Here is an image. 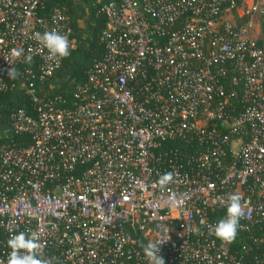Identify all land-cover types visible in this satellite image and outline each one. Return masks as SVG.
Masks as SVG:
<instances>
[{"label":"built area","instance_id":"2783aa9c","mask_svg":"<svg viewBox=\"0 0 264 264\" xmlns=\"http://www.w3.org/2000/svg\"><path fill=\"white\" fill-rule=\"evenodd\" d=\"M46 1L0 0V94L27 97L32 112L0 124V261L12 234L37 231L50 264H148L149 240L165 264H264L209 234L234 192L247 201L239 231L264 221V0H95L104 54L69 108L44 87L62 60L33 38L69 37L63 10L37 13ZM29 54L34 71L10 79ZM169 141L190 151L159 150Z\"/></svg>","mask_w":264,"mask_h":264},{"label":"trees","instance_id":"16d2710c","mask_svg":"<svg viewBox=\"0 0 264 264\" xmlns=\"http://www.w3.org/2000/svg\"><path fill=\"white\" fill-rule=\"evenodd\" d=\"M58 8L63 10L68 18L69 39H75V48L70 55L61 61L60 66L53 73L52 77L45 81V88L56 87L50 91L51 97H57L60 101L59 107L69 108L73 106L72 93L76 86L84 83L85 73L92 63L100 59L104 54L102 44L99 42L101 30L105 25V17L99 12V4L95 0H47L38 9V14L47 16L51 10ZM82 11V12H81ZM35 62L17 67L16 75L23 74L25 70L34 71ZM228 77L225 81V88L230 93L233 92L231 101L234 112H238L242 106L240 91L235 85H229ZM9 82H7V85ZM12 83H15L12 81ZM0 104L3 106L0 114V124H5L7 116L12 109L22 108L27 114L32 115L27 97H23L19 102H15L13 93L8 89L0 94ZM13 142H23L27 144L29 137L26 135L10 138ZM162 152L182 150L189 152L190 148L179 141H169L161 144ZM216 223L219 221L214 220ZM231 254H240L249 257L264 258V221L255 224L248 232L238 230V235L232 244H227ZM242 248L245 250L241 251Z\"/></svg>","mask_w":264,"mask_h":264},{"label":"clouds","instance_id":"9594fccd","mask_svg":"<svg viewBox=\"0 0 264 264\" xmlns=\"http://www.w3.org/2000/svg\"><path fill=\"white\" fill-rule=\"evenodd\" d=\"M33 38L46 49L48 58L55 63L59 62L70 55L72 44L69 37L61 34L56 30L45 31L43 34L36 32ZM31 49H29V53ZM24 54L23 48H13L11 56L20 58ZM24 62L31 64L32 56L29 54L24 56ZM16 71L9 69L8 76L14 79ZM175 182V174L171 171L159 174L156 181L157 186L162 190H167L170 184ZM247 204L244 196L240 192H234L227 197L226 216L220 219L215 225L210 226L209 234L220 240L223 244H232L235 242L238 229L242 226L239 221L243 217V207ZM189 231L199 232V228H189ZM160 241L149 240L146 244H142L143 255L148 264H165V260L160 255ZM7 246L10 252L7 256V264H50L48 259L42 258L40 254L41 243L40 234L37 231L19 232L12 234L7 240ZM3 264V261H0Z\"/></svg>","mask_w":264,"mask_h":264},{"label":"rangeland","instance_id":"374dc122","mask_svg":"<svg viewBox=\"0 0 264 264\" xmlns=\"http://www.w3.org/2000/svg\"><path fill=\"white\" fill-rule=\"evenodd\" d=\"M54 85H56V84H54ZM5 132H6L5 127L4 126H0V136L5 135Z\"/></svg>","mask_w":264,"mask_h":264}]
</instances>
